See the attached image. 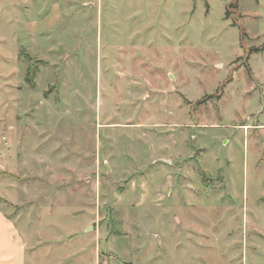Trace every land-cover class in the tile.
Segmentation results:
<instances>
[{
    "label": "rangeland",
    "instance_id": "1",
    "mask_svg": "<svg viewBox=\"0 0 264 264\" xmlns=\"http://www.w3.org/2000/svg\"><path fill=\"white\" fill-rule=\"evenodd\" d=\"M232 2L0 0V205L27 236L97 209L164 264H264V0Z\"/></svg>",
    "mask_w": 264,
    "mask_h": 264
},
{
    "label": "crops",
    "instance_id": "2",
    "mask_svg": "<svg viewBox=\"0 0 264 264\" xmlns=\"http://www.w3.org/2000/svg\"><path fill=\"white\" fill-rule=\"evenodd\" d=\"M135 180L133 186L136 185ZM97 199L100 201V192ZM156 200L163 205L164 195L158 193ZM98 216L97 209H88L72 217L73 222L80 218L76 234L70 235L67 241L56 240L59 244L45 242L42 245L41 238H44L39 230L27 236L24 225H20L0 205V264H164L162 245L147 241L146 236L123 244L121 239L137 235L113 233L102 243L100 230L93 224ZM156 236L160 238L157 233Z\"/></svg>",
    "mask_w": 264,
    "mask_h": 264
},
{
    "label": "trees",
    "instance_id": "3",
    "mask_svg": "<svg viewBox=\"0 0 264 264\" xmlns=\"http://www.w3.org/2000/svg\"><path fill=\"white\" fill-rule=\"evenodd\" d=\"M238 7H239V0H236V2H235V3H234V2H232V3L230 4V6H229L228 10H227V15H229V14H230V12H231V9H234V10H236V9H238ZM251 51H252V52H254V51H260V49L251 48ZM217 97H218V98H220V97H221V94H220V95H218ZM203 102H204V100L200 101L199 103H203Z\"/></svg>",
    "mask_w": 264,
    "mask_h": 264
}]
</instances>
